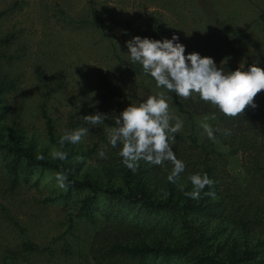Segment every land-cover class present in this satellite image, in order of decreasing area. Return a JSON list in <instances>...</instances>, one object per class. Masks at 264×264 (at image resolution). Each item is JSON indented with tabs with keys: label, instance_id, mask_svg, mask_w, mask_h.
<instances>
[{
	"label": "rangeland",
	"instance_id": "obj_1",
	"mask_svg": "<svg viewBox=\"0 0 264 264\" xmlns=\"http://www.w3.org/2000/svg\"><path fill=\"white\" fill-rule=\"evenodd\" d=\"M91 14L102 20V30L71 21L90 19ZM153 18L158 19L157 34L150 37ZM173 35L185 46V55L196 52L216 65L229 60L245 71L253 63L264 69V0H0V142H18L34 155L52 159L54 146L47 140L39 110L44 101L53 142H59L66 129L88 127V134L74 146L85 151L99 142L98 148H103L102 124L88 126L83 116H118L129 104L159 93L135 74L134 66L142 67L130 61L125 42L134 36L162 40ZM101 68L115 74L121 93L118 108L106 113L98 108L96 73ZM170 111L183 120L181 131H187L184 117ZM202 118H194V128L198 140L206 143L198 126ZM105 124L113 126L114 121ZM72 146L68 143L67 149ZM215 147L223 153L227 170L242 179L239 156L226 154L217 141ZM82 156L71 158L77 176L96 163L86 153ZM12 159L14 155L0 151V206L31 242L50 243L52 248L28 260L20 257L16 264H91L86 252L91 225L78 212L87 192L60 190L54 179L58 172L27 167L22 159L11 171ZM93 212L95 223H102L100 213ZM19 241L17 227L0 216L1 248H15ZM63 242L68 243V253L61 249Z\"/></svg>",
	"mask_w": 264,
	"mask_h": 264
},
{
	"label": "trees",
	"instance_id": "obj_2",
	"mask_svg": "<svg viewBox=\"0 0 264 264\" xmlns=\"http://www.w3.org/2000/svg\"><path fill=\"white\" fill-rule=\"evenodd\" d=\"M71 21L78 27L103 29L102 20L92 14L90 19ZM157 26L158 19L153 18L150 37L157 34ZM229 32L238 35L236 31ZM5 40L8 42L7 37ZM216 66L225 72L240 67L229 60ZM133 70L148 85L156 87L154 79L142 69L134 66ZM96 81L99 110L106 113L117 109L121 96L118 78L101 68L97 70ZM166 95L170 97V107L188 125L187 131L175 134L171 145L177 159L186 166L176 184L167 180L172 168L167 162L156 166L141 161L135 173L127 169L117 154L119 146L109 145L102 130L104 124L99 133L103 148H98L100 143L96 142L85 151L74 145L69 150L68 143L61 146L53 142V126L44 101L39 110L47 140L55 149L67 152V159H48L42 154L44 159H37L40 155H34L30 147H21L18 142H0V151L14 155L11 171L22 159L27 167L66 173L68 190L87 192L79 201L78 212L91 225L86 243L91 264H264V91L254 98L255 108H246L236 118L220 114L195 95L187 100L174 93ZM210 114L216 115L215 120L209 121L213 128L231 132V135L216 132V141L226 148V154L239 156L242 179L227 170L224 155L216 149L215 142L209 139L200 142L195 134L194 118ZM101 150L106 152V159L98 156ZM83 153L96 163L77 176L71 158L83 157ZM194 173H207L214 181L211 188L204 189L214 191V199L203 193L199 200L184 195L185 191H191L186 178ZM181 184L185 185L184 191L178 187ZM93 210L100 213L102 223H95ZM0 216L12 222L20 236L15 248L0 246V264H16L20 257L28 260L29 255L52 251L50 243L39 246L31 242L4 206H0ZM61 249L68 253V243L63 242Z\"/></svg>",
	"mask_w": 264,
	"mask_h": 264
},
{
	"label": "clouds",
	"instance_id": "obj_3",
	"mask_svg": "<svg viewBox=\"0 0 264 264\" xmlns=\"http://www.w3.org/2000/svg\"><path fill=\"white\" fill-rule=\"evenodd\" d=\"M178 40V36L173 35L171 39L162 40L134 36L126 41L130 61L141 65L143 72L154 79L156 87L165 91L149 95L138 104H129L118 116L109 117L97 112L82 117L84 124L92 127L105 124L108 119L114 121L113 126L105 124V132L109 145L112 148L119 146L117 154L122 164L135 173L141 161L156 166L170 163L172 168L167 180L173 184L177 183L186 167L182 160L177 159L171 147L175 134L182 130L183 120L170 111V97L166 93H174L185 100L198 96L220 114L236 118L241 117L246 108H255L254 98L264 91V69L255 63L249 65L246 71L242 65L234 71L225 72L216 66L211 57H201L196 52L185 55V46ZM215 119L216 115L210 114L198 122L203 133L213 142H216V132L231 135L228 129L213 128L209 121ZM88 132V127L66 129L59 144H79ZM67 155L60 149L50 151L54 160L65 161ZM98 156L107 158L104 150L99 151ZM37 159L43 160L44 156L40 155ZM54 179L57 188L68 190L70 182L66 173H55ZM186 179L191 184V191H185V196L199 200L203 193L215 198L214 191H204L206 186L211 188L214 184L207 173L190 174ZM178 187L184 191L185 185Z\"/></svg>",
	"mask_w": 264,
	"mask_h": 264
}]
</instances>
